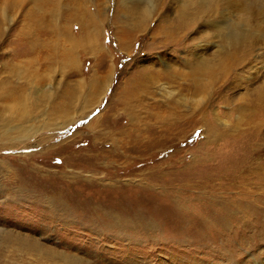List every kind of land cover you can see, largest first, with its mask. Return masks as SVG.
<instances>
[{
	"label": "rangeland",
	"instance_id": "rangeland-1",
	"mask_svg": "<svg viewBox=\"0 0 264 264\" xmlns=\"http://www.w3.org/2000/svg\"><path fill=\"white\" fill-rule=\"evenodd\" d=\"M0 2V88L3 82L21 88L20 101L28 95L31 115L10 121V111L0 110V264H264V182L237 180L238 189L236 181L226 179L230 189H219L220 176L236 179L245 163L249 170L242 173L256 176V162H264V135L250 153L248 133L238 134L249 123L256 129L242 103L262 82L255 77H264V62L258 61L264 58V0ZM83 15L91 18L95 40H89L102 45L99 53L81 45L87 37L79 30ZM226 19L249 36L229 48V61L243 56L239 47L250 41L256 51L243 62L247 66L239 77L236 61L234 66L218 59L217 49L226 47L216 27ZM252 19L259 23L255 31ZM242 21L248 24L244 29ZM33 22L52 28L51 41L59 44L57 61L39 69L28 61L20 37L28 30L23 26ZM144 22L149 27L142 29ZM181 36L185 43L175 40ZM71 39L80 44L72 48ZM69 49L74 51L64 68ZM200 55L221 68L233 66L207 103L205 121L194 124L188 116L176 126H140L137 132L122 102L128 82L153 69L161 77L144 101L179 112L202 108L208 97L193 105L197 96L188 94L186 77L175 78L177 71L189 72ZM104 72L105 83L95 92L92 83ZM42 78L45 86L54 85L55 99L67 87L79 89L78 108L68 120L33 111L32 95L44 85L35 81ZM3 124L9 130L3 132ZM17 128L27 135L16 134ZM219 133L222 138H214ZM230 197L235 204L221 225L220 209Z\"/></svg>",
	"mask_w": 264,
	"mask_h": 264
},
{
	"label": "bare ground",
	"instance_id": "bare-ground-1",
	"mask_svg": "<svg viewBox=\"0 0 264 264\" xmlns=\"http://www.w3.org/2000/svg\"><path fill=\"white\" fill-rule=\"evenodd\" d=\"M0 1H3V0H0ZM151 2H153V0H150V3ZM147 6H149V5H147ZM226 7H228V6H226ZM229 7H231V6H229ZM201 11L205 12L206 9L201 8ZM87 15H89V13H87ZM192 17H194V16H192ZM254 18H255V16H254ZM90 21H91L90 17L83 15V20H82L81 24L79 25V30L81 31L82 34L86 33L85 35H87V37L81 38V40H80L81 45H84L86 47L85 51H91L93 53H97V52L99 53L102 51V45H98L97 43H94L93 41L89 40V37L94 39V33H89ZM248 21L250 24V28L253 31H255L257 26L259 25V23H255L254 19L248 20ZM232 23H233V21L231 19H226L222 26L216 27V30H217V33L219 36V41H220V43L223 42L224 47H226V48H223L222 50H220L221 46H219V49H217V51L219 52L218 55H221L220 56L221 59L220 58H218V59L220 61L223 59V60H225L224 62L227 61V63H231V64H233V62L236 61L237 65L235 67V75L239 77V76H241V74L239 73V71H240L239 69L241 67H243V69H244V67L247 66V65L244 66V63L246 62L245 61L246 58L248 59L249 57H251L256 51H254L252 49L253 44L250 41L249 46L239 47L240 49H242V52L244 53L243 56L236 57V55H235L236 59L234 58L232 61H229L232 59L231 58L232 54L229 52V50H230L229 48H232L235 45L242 43L247 37H249V36H246V34H245V37H244V34H239L238 29L233 28L235 26ZM242 23H243V21H242ZM146 24L147 23H145L142 26L143 28L142 27H140V28H142V29H145L146 27L148 28L149 23L147 25ZM246 24L243 23L240 27L243 28V25H246ZM261 25H260V27H261ZM247 26H248V24L246 25V27ZM23 27L28 28L26 33L22 34L20 32L21 33L20 37L26 42V47L28 48V51H27L28 54H25V55H28L31 57L28 59V61L32 65L36 66L37 68H38L39 64H41L43 66L54 64L58 59V45L59 44L53 43L51 41L53 39L52 38L53 37V33H52L53 29L52 28H43L38 23H35V22L26 23ZM240 27H238V28H240ZM142 29H140V30H142ZM216 30H214V31H216ZM247 30H250V29H247ZM248 34H250V33H248ZM44 35L46 36V39L44 38ZM56 35H58V34H56ZM130 35L132 36V34H130ZM262 37L264 38V35H262ZM171 38H172V36L169 35V38H167V39L170 40ZM45 40H47L48 44H46ZM175 40L176 41H182V43L186 42L184 36H181ZM73 41H76V39L72 40V42H71V44H72L71 47L75 48V47H77L79 40L76 41V45ZM166 43H168V42L166 41ZM258 44H259V42H258ZM122 46H123V44H122ZM126 46L127 45H125V47ZM63 50H62L61 54L64 55ZM46 51H47V54H46ZM73 51H74L73 49H71V50L69 49L66 52V53H68V55H64V58H65L64 59V68H65V66L69 67L68 58H69V55L71 53H73ZM41 52H45V55L41 56L40 55ZM194 54L198 55L199 52L196 51V52H194ZM234 54L235 53H233V55ZM262 54H261V56H262ZM218 55H216V56H218ZM263 56H264V54H263ZM59 60H61V59H59ZM220 61L217 60L218 63ZM258 61L259 62L262 61V63H263L264 58H262V60H258ZM231 66L229 64L228 67L224 66L221 68L218 64H214L213 62L211 63L210 60L206 61L205 58H203V56L200 55L199 58H197L195 60L194 65L191 66V68L189 69V72H185L186 70L184 71L185 73H183L181 71H177V75L175 76V78L176 79L181 78V79L185 80V78H184V76H185L187 79V84H189L187 87L190 89V90H188V94H192L193 96H197V97H192L194 99L193 105L198 104V106H199L200 100L202 98L208 97L206 99V104H204L202 108L201 107L196 108V107L192 106V107H190V109H188L187 111H184V112H179L180 110L177 111L178 109L172 107L169 104H166V105L157 104L156 108H155V103L153 104V102H152V104L150 105L147 101H144V97H148L151 94V91H150L151 83L154 81H157V79H159L161 77V74L159 72H158V75L155 74L153 69H151V70L147 69V70L141 71L139 73V76H136L134 79H131L128 82V84L125 86V88L123 90V97H122V102H123L124 106L131 112L132 121H134L135 124L137 125L136 131L139 132L140 126H144L145 128H148L150 126H159L161 128L162 127L164 128V127H166L165 125L176 126L179 121H182L183 119L186 120L188 116H190V118H192L191 122L194 124L199 123L200 121L201 122L205 121V115L208 112L206 110V108L208 106L207 103L208 104L212 103L214 95L217 93V91H219L221 85H224V83L227 81V75L229 74V73H227V71H230L229 69L231 68ZM263 67H264V64H263ZM50 68H51V66H50ZM232 68H233V66H232ZM251 68H252V66H251ZM246 70L247 69H245V72H246ZM30 71H32V70H30ZM35 72L37 73V71H35ZM261 73H259V74H261ZM107 74L108 73L105 74V72L102 73V75H99L97 80L92 83L93 86H96L94 88L95 92L100 91V89L103 85V82L105 83V79L107 77ZM33 76H35V75H33ZM173 76H174V74H173ZM203 76H205V78H203ZM93 78H94V76H93ZM260 78H262V82L258 85V88L256 87V89H254L252 91L248 90V94L250 95V98L248 99V101L242 103L243 106H246V109L248 111H250L249 115L253 116L252 120H255V122H256V126H255L256 129H252V126H250L251 123H249V127H248L249 129H243L244 133L242 132L243 130L242 131L238 130V131H241L240 133H238L241 135H245L248 133L246 142L249 143L248 146H249L250 153H252L255 150V148H258V146H260L259 140L264 135V133H263L264 132V77H262V76L259 77L257 75L254 80L256 81V80H259ZM8 79H11V78H8ZM40 80H42V81L41 82L35 81V82H37L38 84H41V85L44 84V85L36 88L38 95L37 94L32 95L35 98L33 106H32L33 111L39 110L40 112H44L47 110L52 115L60 117L64 120H68L69 115H70V111H73L76 108H78L77 107L78 105H75L74 103H75V100L79 97L77 95L79 89H77L76 87H72V88L67 87L66 89H64L60 92V95L58 94L59 99H55L56 98V91L54 89V85L51 82H49V84L45 86V83H44L45 79L42 78ZM27 84H29V83H27ZM187 87H186V89H187ZM213 88H214V91L212 92V96H211L210 91ZM23 95H25V94L23 93V91L19 87L12 86L6 82H3V84L1 85V88H0V110L10 111V113H9V120L10 121L17 120L19 116H23V117H20V120H24V121L31 118V115L26 113L28 95L26 96L25 102L20 101L21 99H23V98H21V96H23ZM88 95H89V93H88ZM195 99H200V100H195ZM85 101L90 102V98L87 96V98H85ZM256 109H258L257 112L255 111ZM34 112H33V114H34ZM140 118H142L140 120L142 122L140 124H138L137 121H139ZM2 128L3 129H1V130L3 132L9 130V129H4V124L2 125ZM14 131L19 136L20 135H22V136L27 135L25 133V129H18L17 128ZM222 134H224V133L214 134L213 136H214V138H216V136H219L220 138H222ZM238 134H236V135H238ZM11 136L12 135H4L5 138H9ZM1 137L3 138V136H1ZM118 146L121 148L120 145H118ZM243 161H244V159H243ZM240 163H241V161H240ZM263 164H264V162L263 163L260 161L256 162V168H255V170L257 171L256 176H252L253 174L251 171H250L249 175L248 174L245 175L244 173H242V172H247L249 170V166H247L248 164H246V163L240 165L242 168H240V166H238L236 172L237 173L240 172L239 173L240 175L238 174L239 176L236 177V179L234 177L232 178V176L229 178L225 177L224 175L220 176L219 177V179H220L219 189L223 190V191H228L230 189L228 186H231V185L228 184L226 179H232L233 182L236 181V187L238 189H242V188L240 187V185H237L238 184L237 180H244V181L246 180V182H248V184H252V183L253 184H257V183L263 184V182H264V165ZM230 168H231V166H230ZM233 170L234 169L232 168L230 170V172H232ZM232 186H234V185H232ZM234 190H236V189H234ZM231 191H232V189H231ZM241 191L242 190H240V192ZM238 192L239 191H237V193ZM237 193H235V194H237ZM224 194L225 193H223V195ZM228 202H230V203H228ZM230 204H235L234 199H232V197H230V199H227V201L224 204H222V206H221L219 215L220 214L222 215L223 213H225L224 217H219V223L221 221V225H226V223L228 221V215L230 214V212H229L230 211ZM250 206H252V204L249 205L248 207L251 208ZM248 207L246 209L249 211L250 209Z\"/></svg>",
	"mask_w": 264,
	"mask_h": 264
}]
</instances>
